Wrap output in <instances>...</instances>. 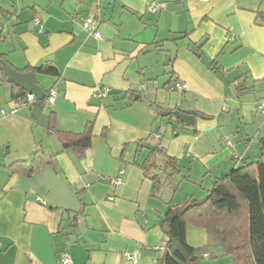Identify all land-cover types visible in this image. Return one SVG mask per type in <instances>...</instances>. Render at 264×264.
I'll return each instance as SVG.
<instances>
[{
	"label": "crops",
	"instance_id": "crops-1",
	"mask_svg": "<svg viewBox=\"0 0 264 264\" xmlns=\"http://www.w3.org/2000/svg\"><path fill=\"white\" fill-rule=\"evenodd\" d=\"M2 62L56 91L41 108L47 129L35 103L17 104ZM40 66L57 75L30 71ZM176 82L187 88L170 90ZM103 87L111 95L97 98ZM261 102L264 0H0V264H60L62 253L71 264H164L167 208L264 159ZM89 125L82 155L64 147L61 135L72 142ZM46 165L77 193L79 214L57 207ZM186 238L202 248L207 232L189 225ZM217 254L200 264H232Z\"/></svg>",
	"mask_w": 264,
	"mask_h": 264
},
{
	"label": "trees",
	"instance_id": "trees-1",
	"mask_svg": "<svg viewBox=\"0 0 264 264\" xmlns=\"http://www.w3.org/2000/svg\"><path fill=\"white\" fill-rule=\"evenodd\" d=\"M30 71L57 75L48 66L30 68ZM26 93L20 89L15 98H23ZM40 105L43 108L44 102ZM67 137L60 136L64 147L82 155L91 141L90 125L72 142ZM259 149L263 152L264 139L260 140ZM241 164L230 173L213 178L203 199H190L167 208L164 264H200L208 250H216L217 257L229 256L232 264H264V159L258 156L242 160ZM189 225L207 232L205 247L193 248L187 243Z\"/></svg>",
	"mask_w": 264,
	"mask_h": 264
},
{
	"label": "water",
	"instance_id": "water-1",
	"mask_svg": "<svg viewBox=\"0 0 264 264\" xmlns=\"http://www.w3.org/2000/svg\"><path fill=\"white\" fill-rule=\"evenodd\" d=\"M2 65L9 82L34 96L35 104L32 108V116L39 127L47 129V117L40 106V103L46 97V92L37 84L32 74L14 71L6 62H2ZM162 113L169 115V112ZM171 114L182 124L193 125L195 123V117L192 114H187L179 110L173 111ZM41 179L55 198L58 208L64 212L72 214L80 213L82 205L77 193L64 180L55 174L53 168L47 165L44 166ZM161 262H163V258L161 259Z\"/></svg>",
	"mask_w": 264,
	"mask_h": 264
},
{
	"label": "built area",
	"instance_id": "built-area-1",
	"mask_svg": "<svg viewBox=\"0 0 264 264\" xmlns=\"http://www.w3.org/2000/svg\"><path fill=\"white\" fill-rule=\"evenodd\" d=\"M201 1H207V0H201ZM147 10L151 13H154L157 9H158V4L156 2H151V3H148L147 6H146ZM34 23L39 25V20L38 19H34ZM82 30H85V31H90L92 33V35L97 39V40H100L101 39V35L96 32V31H93V30H90V24L87 20H82ZM39 32H41V28L39 29ZM144 87L143 86H140L139 89H143ZM187 88V86L185 84H182V83H174L171 87H170V90H185ZM55 95H56V91L55 90H50L48 94H46V97L45 99L43 100L44 102V109H48L50 107L53 106L54 104V101H55ZM97 98H101V99H104L106 97H108L109 95H111V90L110 88L108 87H103L102 89H97L95 91V94H94ZM35 103V99H34V96L32 94H27L25 97L23 98H18L17 99V104L19 105H26V106H32L33 104ZM259 110H264V102H261L259 104ZM14 111L12 110L10 113H13ZM7 114L6 111L4 110H1L0 111V117L2 116H5ZM155 138L156 139H160V135H155ZM228 145H230V143L228 142ZM122 175H123V172H119L118 176L112 180V183L115 187H119L122 183ZM44 204V203H43ZM0 250H1V246H0ZM206 256V255H204ZM128 259H131V260H135L134 256H126ZM72 261H71V258L69 256L68 253H62L61 256H60V264H71Z\"/></svg>",
	"mask_w": 264,
	"mask_h": 264
}]
</instances>
